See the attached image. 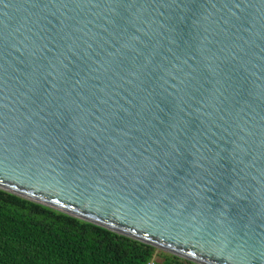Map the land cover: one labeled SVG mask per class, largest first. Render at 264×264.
<instances>
[{
	"label": "water",
	"instance_id": "water-1",
	"mask_svg": "<svg viewBox=\"0 0 264 264\" xmlns=\"http://www.w3.org/2000/svg\"><path fill=\"white\" fill-rule=\"evenodd\" d=\"M0 193L264 264V0H0Z\"/></svg>",
	"mask_w": 264,
	"mask_h": 264
},
{
	"label": "trees",
	"instance_id": "trees-1",
	"mask_svg": "<svg viewBox=\"0 0 264 264\" xmlns=\"http://www.w3.org/2000/svg\"><path fill=\"white\" fill-rule=\"evenodd\" d=\"M186 264L0 193V264Z\"/></svg>",
	"mask_w": 264,
	"mask_h": 264
},
{
	"label": "built area",
	"instance_id": "built-area-1",
	"mask_svg": "<svg viewBox=\"0 0 264 264\" xmlns=\"http://www.w3.org/2000/svg\"><path fill=\"white\" fill-rule=\"evenodd\" d=\"M154 263V260L153 259H150L149 261H147L146 264H153Z\"/></svg>",
	"mask_w": 264,
	"mask_h": 264
}]
</instances>
